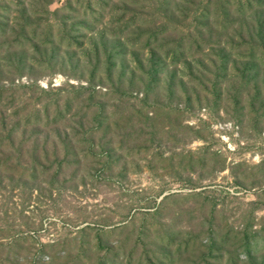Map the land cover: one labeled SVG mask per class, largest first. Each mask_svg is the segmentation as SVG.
<instances>
[{"label":"rangeland","instance_id":"obj_1","mask_svg":"<svg viewBox=\"0 0 264 264\" xmlns=\"http://www.w3.org/2000/svg\"><path fill=\"white\" fill-rule=\"evenodd\" d=\"M93 1L0 0V264L264 261V0Z\"/></svg>","mask_w":264,"mask_h":264},{"label":"trees","instance_id":"obj_2","mask_svg":"<svg viewBox=\"0 0 264 264\" xmlns=\"http://www.w3.org/2000/svg\"><path fill=\"white\" fill-rule=\"evenodd\" d=\"M105 1L106 0H94L93 2L95 3V5H100V6L102 5L104 7L105 6ZM163 1H166V0H163ZM232 3L236 7V12H238L239 15H244V13L246 11H249L251 8L258 7V6H260L262 4L258 0H233ZM65 4H67V3L65 2ZM89 4H90V0H78L77 7L76 6L75 7H71V11L73 13H79L80 12L79 7L82 6V10H81L82 11V15L86 14L85 10H88L89 13H91V16H94L95 15L94 14L95 11H92V9L89 6ZM66 19H67V17H63V18L61 17L60 23L64 22ZM98 20H99V18H96V22ZM117 20H118V18L115 21H117ZM227 25H228V22H227ZM73 26L74 25H72L70 27V29H68V30L66 29V30L60 31V33H59L60 34L59 35L60 40H66L67 44H69L71 42H73V44L77 43L76 36L74 37L72 32L74 33L75 30H79V29H77L75 26L74 27ZM127 26L128 25L126 23L125 24L123 23V25H119V27H117L116 31L115 32L113 31L112 34L113 35L121 34L123 32V30ZM36 27H37V25H33V26L29 27L28 32H27V30H25L26 34L30 33L31 37L35 36ZM257 29L258 30L256 31V36L259 37L258 34L260 35V28L257 26ZM2 30L5 31V26L4 25H0V31H2ZM163 30H164V27H158L157 29H155V30H153L151 32H148L147 33V37H146V39L144 41V45H146V46L151 45L155 41L157 36H159L163 32ZM56 31H57V29L55 28V26L50 25V23H47V25H45L43 28H41L40 35H42V37L44 39L43 42L51 43L53 41V36H55ZM112 37L115 38V36H112ZM73 39H74V41H73ZM57 40H58V37H57ZM170 52L171 53L174 52L172 56L175 57V58H178V56L180 54V50L179 49H175V48L170 49ZM257 58L259 59L260 57L257 56L253 60H256ZM263 59H264V56H263ZM175 61H176V59L172 58V62L174 63ZM262 62H264V61H262ZM153 64H154V62H153ZM150 68H152V67H150ZM160 68H163V67H160ZM160 68H159V70H160ZM150 72L152 73V78H154V75H155L156 71H153V69H152ZM81 87H83V86H81ZM1 92H2V89L0 87V94H1ZM39 112L37 111L35 113V115H31V118H30V116H25L22 119L23 120L22 122H21V120L17 121L16 122V127H17V125H19V123H22L23 125H36V124L39 125L41 123L40 121L42 119V118L39 117L40 116ZM15 113H17V112H15ZM56 116H58V115H56ZM52 120L55 121V118L53 117ZM45 122H47V121H45ZM45 122L43 121V124ZM48 124L49 123H46L44 125H48ZM13 128H15V125L10 126L7 130L10 131ZM254 246H255V244L253 243V245H252L250 241H244L243 242V245H242L241 248H242V250L247 252V258H249L250 250H252ZM102 264H104V263H102ZM259 264H264V261L260 262Z\"/></svg>","mask_w":264,"mask_h":264}]
</instances>
